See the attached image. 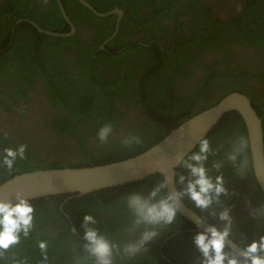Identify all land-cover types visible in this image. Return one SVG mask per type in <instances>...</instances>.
<instances>
[{"label": "flooded vegetation", "instance_id": "flooded-vegetation-1", "mask_svg": "<svg viewBox=\"0 0 264 264\" xmlns=\"http://www.w3.org/2000/svg\"><path fill=\"white\" fill-rule=\"evenodd\" d=\"M234 93L249 100L261 122L264 161V0H0V150L28 146L27 159L18 160L11 174L0 168V184L34 170L136 158ZM107 123L114 132L102 145L97 132ZM238 132L251 141L246 119L232 109L205 136L214 148L205 162L209 175L223 173L228 194L207 211L187 195L180 199L209 226L226 225L219 214L228 209L239 237L235 244L242 248L246 239L264 234V223H257L264 221V186L257 175L236 176L234 165L225 163ZM129 134L142 136L143 145H121ZM196 150L198 145L184 158ZM216 163L222 166L215 168ZM180 165L176 192L191 179ZM158 180L164 176L80 196L63 194L57 198L61 218L51 210L35 221V229L43 228L52 239L47 260L30 256L28 264H77L85 256L88 227L119 241L121 249L137 240L139 233L120 231L133 218L125 194L142 190L147 197ZM161 194L169 195L168 188ZM50 200L34 205L54 207ZM89 214L96 223L85 225ZM67 225L77 241L68 236ZM201 231L179 211L136 264H202L194 242Z\"/></svg>", "mask_w": 264, "mask_h": 264}, {"label": "clouds", "instance_id": "clouds-1", "mask_svg": "<svg viewBox=\"0 0 264 264\" xmlns=\"http://www.w3.org/2000/svg\"><path fill=\"white\" fill-rule=\"evenodd\" d=\"M113 132V124L107 123L99 128L97 139L102 145H107ZM233 137L231 150L226 148L225 151V163L234 165V175L242 178H247L250 174L258 175L259 184L264 183L259 175L262 165L248 136L238 132ZM4 138H8V133H4ZM143 143V137L135 134H129L120 139V144L125 148L141 146ZM224 143L226 145L227 141ZM27 148V144L4 147L0 150V168L7 169L11 174L18 160L27 159ZM212 153H214L212 141L203 137L199 141L198 150L192 152L187 158L178 155L177 159L182 161L180 167L190 170L191 176L183 192L162 195V189L167 187V181L158 180L147 197L142 190L126 193V202L128 207L133 209V218L120 231L122 235L139 233V238L124 243L121 249L119 241L109 239L98 228L88 227L84 233V239L88 242L84 245L85 256L80 258L77 264H122V262L136 264L139 258L148 252L146 244L160 235L161 229L166 230L174 223L180 210L178 204L180 198L187 195L196 208L204 211H207L214 203H219L220 196L227 195L229 189L225 185L223 173L214 177L209 175L205 162ZM221 166L220 163L214 165L215 168ZM185 180L186 176L180 174L179 182L184 184ZM158 196L160 199L157 201ZM16 199L15 203L0 200V258L19 246L22 238H29L35 228V205L21 192H17ZM212 215H215V212ZM205 219L206 217L201 216L196 223L199 225ZM219 219L227 221V224L222 228L212 225L194 237L195 245L202 253V264H264V234L251 241L246 239L242 248L237 247L235 242L239 237L232 228L233 217L230 216L229 210L220 212ZM89 222L96 223L91 214L84 217L85 225ZM257 223H264V221ZM230 238L233 241L232 244L229 243ZM37 246L47 260L48 241L39 240ZM93 257L94 259H91ZM10 264H28V262L27 259H21L17 253L13 252Z\"/></svg>", "mask_w": 264, "mask_h": 264}, {"label": "water", "instance_id": "water-1", "mask_svg": "<svg viewBox=\"0 0 264 264\" xmlns=\"http://www.w3.org/2000/svg\"><path fill=\"white\" fill-rule=\"evenodd\" d=\"M232 109L242 113L247 121L252 144L262 165L259 175L264 180L261 122L249 100L241 94L234 93L214 107L188 119L153 146L156 148L151 147L136 158L110 164L48 168L16 174L0 184V200L15 203L17 192H21L30 200L69 193L80 196L157 173L162 174L167 181L169 194H175V170L181 163V160L177 159L178 155L185 157L199 144L200 139L209 133L220 117ZM257 177L259 179L258 175ZM261 184L264 186V183ZM178 204L182 214L195 221L199 219L181 199L178 200ZM199 225L204 230L210 227L202 221ZM229 243L233 242L229 240Z\"/></svg>", "mask_w": 264, "mask_h": 264}, {"label": "trees", "instance_id": "trees-1", "mask_svg": "<svg viewBox=\"0 0 264 264\" xmlns=\"http://www.w3.org/2000/svg\"><path fill=\"white\" fill-rule=\"evenodd\" d=\"M152 179H156V175L150 177ZM161 178V177H160ZM63 196V194L60 195H53V196H48V197H43V198H37L34 200H30L33 204H37L38 202H40V200H44V199H51L50 201H48L47 203L52 204L54 207H52L51 205H47V206H42V205H37L36 206V220L41 218V213H48L49 211L53 210V213H55V215L59 218H61V214L57 209L58 203H60V200L57 198H61ZM42 204V203H41ZM63 220H65V218L63 217ZM68 226L69 229V237H71L72 239H74V241L78 240V236L71 230V228ZM43 230L42 229H35L31 232V235L29 238H22V242L19 246L15 247L12 252L6 253L4 257L0 258V264H10V257L11 255L14 253H17L19 255L20 258L23 259H27V261L29 260L30 256H36L37 261L40 260V258L44 257V254H40V250L38 248V241L39 240H47L52 241L51 236H45L43 235L40 231ZM65 238L61 237L59 238V242L61 243ZM64 254L67 251V247H64L63 249ZM59 256V253H58Z\"/></svg>", "mask_w": 264, "mask_h": 264}, {"label": "bare ground", "instance_id": "bare-ground-1", "mask_svg": "<svg viewBox=\"0 0 264 264\" xmlns=\"http://www.w3.org/2000/svg\"><path fill=\"white\" fill-rule=\"evenodd\" d=\"M208 9H210V7Z\"/></svg>", "mask_w": 264, "mask_h": 264}]
</instances>
